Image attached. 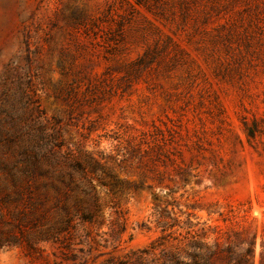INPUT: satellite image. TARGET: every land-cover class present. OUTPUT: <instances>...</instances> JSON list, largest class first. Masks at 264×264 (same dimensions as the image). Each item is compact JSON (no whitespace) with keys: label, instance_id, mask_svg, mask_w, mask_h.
<instances>
[{"label":"rangeland","instance_id":"obj_1","mask_svg":"<svg viewBox=\"0 0 264 264\" xmlns=\"http://www.w3.org/2000/svg\"><path fill=\"white\" fill-rule=\"evenodd\" d=\"M253 120L264 0H0V264H264Z\"/></svg>","mask_w":264,"mask_h":264},{"label":"trees","instance_id":"obj_2","mask_svg":"<svg viewBox=\"0 0 264 264\" xmlns=\"http://www.w3.org/2000/svg\"><path fill=\"white\" fill-rule=\"evenodd\" d=\"M245 133L249 141H255L258 138L264 136V122L262 120H253L251 123H244ZM77 168L82 171L84 179L86 182L85 188L80 189L83 197L78 202V206L81 208L82 221L88 222L89 224H102L103 219L105 220V210L107 208H114L110 204L113 203L112 199V189L107 188L102 179L96 177L93 171L87 169V167L76 164ZM99 179L96 181V179ZM71 181L74 182V179L71 178ZM75 186L79 187L77 183ZM80 188V187H79ZM114 205V203H113ZM115 217L111 219V230L116 231L120 227V218L117 215V211H114ZM120 230V229H119ZM118 232V230H117ZM212 252V251H211ZM173 258L176 260V254ZM177 261V260H176ZM244 264H250L251 262L247 259H243ZM182 264V263H178ZM199 264V263H194Z\"/></svg>","mask_w":264,"mask_h":264}]
</instances>
